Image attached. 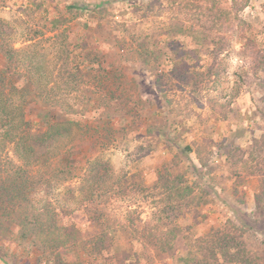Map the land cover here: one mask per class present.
<instances>
[{
    "label": "rangeland",
    "instance_id": "rangeland-1",
    "mask_svg": "<svg viewBox=\"0 0 264 264\" xmlns=\"http://www.w3.org/2000/svg\"><path fill=\"white\" fill-rule=\"evenodd\" d=\"M0 30L44 39L53 66L86 56L51 94L102 118L72 174L73 127L39 159L56 172L30 183L37 206L67 209L31 238L0 230V264H264V0H0Z\"/></svg>",
    "mask_w": 264,
    "mask_h": 264
},
{
    "label": "trees",
    "instance_id": "trees-1",
    "mask_svg": "<svg viewBox=\"0 0 264 264\" xmlns=\"http://www.w3.org/2000/svg\"><path fill=\"white\" fill-rule=\"evenodd\" d=\"M51 28L54 30L53 35L45 39L57 40L59 30H57L56 20L52 21ZM218 30L214 28V31ZM28 37L25 39L30 41L28 44L15 47L5 32L0 30V230L7 228L14 230L19 227L18 231L31 238L30 234H39L43 228H49V224L55 221L58 213L67 209L66 206L59 205L61 203L57 198L48 199L46 204L39 208L38 201L33 198L37 187L30 184L34 177L48 178L53 171L52 167L50 171L45 170L49 172L44 174L45 172H41V166L48 167L52 164L51 157L54 153L51 150L54 141L68 137L69 129L72 127L77 131L73 140L61 146L62 155L58 157L59 160L56 163L61 166L56 171L61 174H70V168H66L68 166L63 162L70 163L78 158L79 153L82 154L86 149H90L86 128L90 129L91 123L98 125L102 118L98 114L90 119L88 111L92 113L101 111L99 110L101 106L93 105V101L87 102L93 105L92 108L86 107L87 104L84 103V109L80 110L70 105L66 99L58 100L51 94L55 88H60V84L68 86L73 83L69 76L81 72L77 64L84 63L87 57L83 59L81 52L77 56L73 55L68 47L62 46L63 43L60 42V47L62 46L63 49L57 51L58 58L55 60L60 61L54 62V66L52 61L41 62L37 59V50L42 49L44 39L40 40L39 36L32 34ZM213 37L212 34L209 35L208 42L212 45L218 44ZM221 44L225 45L222 42L217 47L220 48ZM72 69L77 71L71 73ZM59 75L65 76L62 83L51 80L52 77ZM66 75H69L68 78ZM110 90L114 91V89ZM41 157L45 159L43 165L39 163ZM88 167L90 171L93 168L91 165ZM83 175L80 172L79 182ZM42 189L43 186L40 185L37 193H42ZM79 189L84 192L81 188ZM87 192L83 194V201L85 196L95 195L92 191ZM83 203L80 201L78 206L87 210V204ZM162 213L164 212L158 211L159 223L162 221ZM142 232L145 231L142 230ZM46 240L44 244L49 247L50 238L47 237ZM164 246L165 244L160 242L158 246L154 245L158 250H163Z\"/></svg>",
    "mask_w": 264,
    "mask_h": 264
}]
</instances>
